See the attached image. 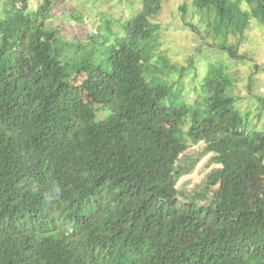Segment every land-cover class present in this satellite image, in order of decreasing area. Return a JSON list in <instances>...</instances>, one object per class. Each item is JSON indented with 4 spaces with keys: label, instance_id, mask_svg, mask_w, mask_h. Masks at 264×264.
I'll return each mask as SVG.
<instances>
[{
    "label": "trees",
    "instance_id": "16d2710c",
    "mask_svg": "<svg viewBox=\"0 0 264 264\" xmlns=\"http://www.w3.org/2000/svg\"><path fill=\"white\" fill-rule=\"evenodd\" d=\"M54 1L35 21L25 4L0 19V264H264V130L237 109L231 75L211 66L193 105L179 102L184 68L148 82L163 0H142L71 76L46 30ZM194 6L219 26L242 13L239 33L248 22L229 0ZM210 154L222 169L178 188Z\"/></svg>",
    "mask_w": 264,
    "mask_h": 264
},
{
    "label": "rangeland",
    "instance_id": "374dc122",
    "mask_svg": "<svg viewBox=\"0 0 264 264\" xmlns=\"http://www.w3.org/2000/svg\"><path fill=\"white\" fill-rule=\"evenodd\" d=\"M43 1L16 0L15 3L12 0H0V19H7L16 13L17 7L25 4V17L35 21L38 18L37 8L41 7ZM229 2L237 4L236 10L249 14L241 33L237 27L243 25L242 13L234 14L237 27L225 24L219 26L216 12L198 10L194 0H163L161 10L152 17L156 31L151 43L155 45V51L145 78L148 82H174L179 79L184 68L183 77L176 86L181 88L183 95L181 98L178 94L179 102L193 105L202 95L204 79L211 66L223 67L232 77L233 87L229 93L236 98L237 109L243 114L249 112L251 121L259 118L255 124L263 131L264 8L254 12V7L246 0ZM140 12L142 0H55L46 30L57 33L61 48L58 55L72 57L69 67L73 70L71 76H74L79 75L80 70L84 71L81 64L86 55L95 57L102 51L98 46L101 42L99 39L113 41L120 35V25L132 20ZM222 44L235 48L238 55L245 59L232 58L227 51L220 49ZM83 78L84 73L78 80ZM195 149L198 147L189 150L188 154H192ZM214 156L210 154L202 159L193 173L179 180L178 188L193 191L207 174L222 169L220 164H211Z\"/></svg>",
    "mask_w": 264,
    "mask_h": 264
},
{
    "label": "clouds",
    "instance_id": "9594fccd",
    "mask_svg": "<svg viewBox=\"0 0 264 264\" xmlns=\"http://www.w3.org/2000/svg\"><path fill=\"white\" fill-rule=\"evenodd\" d=\"M61 193V188L58 185H54L51 189H50V195H59Z\"/></svg>",
    "mask_w": 264,
    "mask_h": 264
},
{
    "label": "crops",
    "instance_id": "0c3cea01",
    "mask_svg": "<svg viewBox=\"0 0 264 264\" xmlns=\"http://www.w3.org/2000/svg\"><path fill=\"white\" fill-rule=\"evenodd\" d=\"M256 72V71H255ZM257 73V72H256ZM232 87H233V85H232ZM231 87V88H232ZM230 95H231V93H230ZM233 97V96H232ZM182 98H183V95H182ZM235 98V97H234ZM183 100V99H182ZM237 103V102H236ZM239 110V109H238ZM240 111V110H239ZM249 113V112H248ZM255 120H257V121H259V118H255V119H253L252 121L250 120V122H249V125H250V127H255L256 129H258V126H257V124H255ZM257 123V122H256ZM258 130H260V129H258Z\"/></svg>",
    "mask_w": 264,
    "mask_h": 264
}]
</instances>
